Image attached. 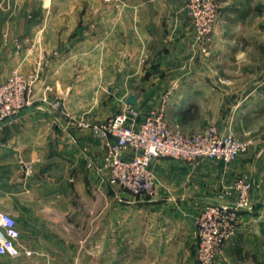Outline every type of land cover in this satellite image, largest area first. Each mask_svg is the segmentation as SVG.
I'll return each instance as SVG.
<instances>
[{"label": "crops", "instance_id": "0c3cea01", "mask_svg": "<svg viewBox=\"0 0 264 264\" xmlns=\"http://www.w3.org/2000/svg\"><path fill=\"white\" fill-rule=\"evenodd\" d=\"M215 1L204 54L183 0H0V82L39 71L34 104L0 132V211L20 251L0 264H197L202 206L231 202L223 186L251 178L255 161L160 158L157 196L138 198L108 184L106 142L73 120L103 122L127 103L141 118L166 91L165 119L185 133L264 118V0ZM252 182L253 210L216 264H264V182Z\"/></svg>", "mask_w": 264, "mask_h": 264}, {"label": "built area", "instance_id": "2783aa9c", "mask_svg": "<svg viewBox=\"0 0 264 264\" xmlns=\"http://www.w3.org/2000/svg\"><path fill=\"white\" fill-rule=\"evenodd\" d=\"M183 4L193 43L201 46V52L207 54L206 43L218 18L216 1L183 0ZM36 79V75L25 77L14 69L0 82V132L15 121L23 109L34 104ZM168 98L164 94L160 100L162 107L140 120L138 112L132 108L117 112L103 122L94 123L82 118L73 120L78 129L106 142L100 172H108L107 181L111 187L134 197L155 198L158 184L150 169L154 160L169 158L197 164L202 159H210L229 164L247 151V143L236 140L231 133L221 135L214 127L186 136L177 126L168 125L164 117ZM50 107L61 110L58 102L50 103ZM23 167L26 176L33 174L31 164L24 163ZM251 189L249 182L239 180L234 188V201L206 202L202 206L194 226V259L197 264H216L224 244L242 222L241 215L253 210ZM18 236L13 217L0 211V256L14 258L20 254L14 243Z\"/></svg>", "mask_w": 264, "mask_h": 264}, {"label": "rangeland", "instance_id": "374dc122", "mask_svg": "<svg viewBox=\"0 0 264 264\" xmlns=\"http://www.w3.org/2000/svg\"><path fill=\"white\" fill-rule=\"evenodd\" d=\"M16 70L18 72H20L21 74H23L18 68H16ZM11 72L12 71H10L9 74ZM38 74H39V71L34 72L33 76L36 75L37 79H38ZM164 94H167L169 96V91H166V93H164ZM164 94L162 96H164ZM160 100H161V98H160ZM167 104H166V106H167ZM161 105H162L161 102H159L153 108H151L146 114H150L151 112H154V111L160 109L162 107ZM166 106H165V110H166ZM129 108H132V109L136 110L138 112V115H139V111L136 108H134L131 105H129L128 103L127 104H123V107H121V109H119L118 112H121L122 110H127ZM165 110H164V117H165ZM138 120H140V118H138ZM165 120L167 121L168 125H170L171 127H175L176 126L175 123L174 124L171 123L168 119H165ZM207 121L208 120H206V122ZM92 122H94V121H92ZM94 123H98V122H94ZM210 127L216 128L217 131L221 135L231 133V131H227L225 133H222L220 128L215 124V122H213L211 124H208L201 131L194 132V133H185V132L182 131V129L179 126H178V129H179V131L182 134H184L186 136H189V135L202 133L205 130H207L208 128H210ZM231 134L236 140L244 142V143H247V145H248L247 151L244 154L240 155L238 158H241V159H244V160L249 159L251 161H255L254 168L251 170L252 173H253L251 178L249 177L251 174L250 175L248 174L249 176H246L244 174H240L235 179H233L228 184H226V186H223V190H222V193H221V198L222 199H224V198H228L229 199L230 198L231 201H234V198H235L234 188H235V185H236L237 181L245 180V181L249 182L251 184V186H252V189H253L252 180H254V181L258 180L260 182V184H262L264 182L263 181L264 180L263 179L264 178V118H251V119L240 120L238 129L236 130V128H235L233 133H231ZM166 159H169V158H166ZM172 160H174V159H172ZM175 160H177V159H175ZM233 162H231V163H233ZM231 163H229V164L223 163V164L227 166V165H230ZM253 175L255 176V178H254ZM252 189H251V191H252ZM250 198L252 199V203L254 205L255 204V200L252 198L251 192H250ZM148 199H152V198H148ZM219 202H223V201H219Z\"/></svg>", "mask_w": 264, "mask_h": 264}]
</instances>
